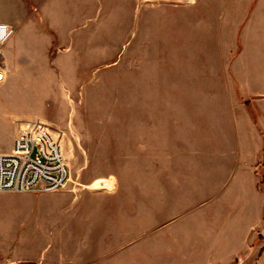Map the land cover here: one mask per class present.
Here are the masks:
<instances>
[{"label": "crops", "instance_id": "obj_1", "mask_svg": "<svg viewBox=\"0 0 264 264\" xmlns=\"http://www.w3.org/2000/svg\"><path fill=\"white\" fill-rule=\"evenodd\" d=\"M234 8L244 17L237 26L241 49L231 62L232 116L173 118L154 129L151 264H264V168L259 167L264 161V0H234ZM115 9H137L145 23L147 10L140 0H16L0 9V21L14 28L0 47L1 79L82 77V70L112 56L109 34L99 31L109 29ZM98 11L104 17L97 23ZM21 124L12 128V141L20 136ZM12 149L11 142L0 153ZM106 184L104 192L69 186L8 193L21 199L46 196L51 202L18 207L9 220L0 216V229H22L20 223L29 220L37 228L42 219L48 230L72 229L78 221L104 224L105 245L89 251L97 255L95 262L147 264L145 183L138 182L132 197L117 180ZM100 195L105 196L104 215L93 218L97 209L77 214L91 209ZM1 255L0 264L72 260L63 251L45 259Z\"/></svg>", "mask_w": 264, "mask_h": 264}, {"label": "rangeland", "instance_id": "obj_2", "mask_svg": "<svg viewBox=\"0 0 264 264\" xmlns=\"http://www.w3.org/2000/svg\"><path fill=\"white\" fill-rule=\"evenodd\" d=\"M15 2L0 0V9L7 10ZM140 3L147 10L145 23L143 12L139 16L137 9L134 13L113 10L109 29L99 31L109 34L112 56L107 54L108 61L92 70H82V77L10 79L4 75L0 80V148L11 142L13 146L12 128L21 121L19 137L33 136L41 158L55 151L64 156L71 171L68 187L104 192L107 179H114L132 197L138 193V182L145 183L146 263L151 264L155 262L149 201L154 129H162L160 124L173 118L232 116L231 62L241 49L237 26L244 15L238 13L239 8L235 10L234 0ZM103 17L98 11L97 23ZM8 193L12 192H0L4 220L14 218L23 205L51 202L46 196L21 199ZM104 202L105 196L100 195L91 209L77 214L83 217L97 209L93 218L100 217L105 213ZM33 224L29 220L20 223L22 229L2 227L0 255L45 259L63 251L72 259L64 264H99L94 261L97 255L89 251L105 245L104 224L78 221L75 228L61 230H48L44 219L37 228Z\"/></svg>", "mask_w": 264, "mask_h": 264}, {"label": "built area", "instance_id": "obj_3", "mask_svg": "<svg viewBox=\"0 0 264 264\" xmlns=\"http://www.w3.org/2000/svg\"><path fill=\"white\" fill-rule=\"evenodd\" d=\"M14 28L0 21V47L13 35ZM2 74L0 73V79ZM33 136L14 140L10 152L0 153V192L57 191L68 188L71 171L57 151L40 157ZM264 168V161L259 164Z\"/></svg>", "mask_w": 264, "mask_h": 264}]
</instances>
